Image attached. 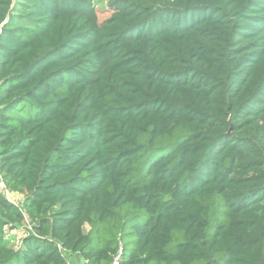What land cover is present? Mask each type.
Here are the masks:
<instances>
[{
  "label": "trees",
  "instance_id": "16d2710c",
  "mask_svg": "<svg viewBox=\"0 0 264 264\" xmlns=\"http://www.w3.org/2000/svg\"><path fill=\"white\" fill-rule=\"evenodd\" d=\"M108 5L0 0V264H264V0Z\"/></svg>",
  "mask_w": 264,
  "mask_h": 264
},
{
  "label": "rangeland",
  "instance_id": "374dc122",
  "mask_svg": "<svg viewBox=\"0 0 264 264\" xmlns=\"http://www.w3.org/2000/svg\"><path fill=\"white\" fill-rule=\"evenodd\" d=\"M95 5L97 7V15H96V20L99 22H103L105 19L110 17L111 15V9L109 8L108 5V0H95ZM0 190L3 192V194L12 202L16 204H21L24 196L19 193V192H13V191H8L5 189L4 183H1ZM26 228H30V221L29 219L26 220L24 223L19 224V228L14 229L11 231V242L12 244H17L19 242V238L26 233ZM89 229V226H86V230ZM31 230V228H30ZM68 258L71 262L75 264H81L82 260L79 257H76L73 254L67 253ZM77 260V261H76Z\"/></svg>",
  "mask_w": 264,
  "mask_h": 264
},
{
  "label": "built area",
  "instance_id": "2783aa9c",
  "mask_svg": "<svg viewBox=\"0 0 264 264\" xmlns=\"http://www.w3.org/2000/svg\"><path fill=\"white\" fill-rule=\"evenodd\" d=\"M1 170H0V186H1V183H3L2 182V180H1ZM1 189V188H0ZM6 189V188H5ZM6 190H8V189H6ZM9 191V190H8ZM121 255H122V251L120 250V252L117 254V256L115 257V259H114V262H113V264H119V259L121 258Z\"/></svg>",
  "mask_w": 264,
  "mask_h": 264
}]
</instances>
